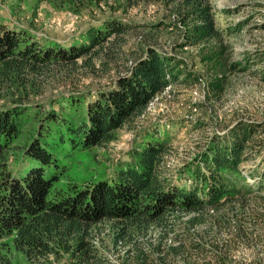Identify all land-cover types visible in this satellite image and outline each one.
Returning <instances> with one entry per match:
<instances>
[{
	"label": "rangeland",
	"instance_id": "1",
	"mask_svg": "<svg viewBox=\"0 0 264 264\" xmlns=\"http://www.w3.org/2000/svg\"><path fill=\"white\" fill-rule=\"evenodd\" d=\"M66 1L0 0V27L65 49L107 20H118L129 31L94 57L50 64L23 86L3 93L0 107L18 103L31 118L39 113L43 117L61 104L67 106L72 97L89 98L111 88L150 47L178 61L185 80L157 95L111 144L84 152L58 150L66 166L58 189L111 175L117 162L149 132L169 137L171 149L163 168L177 182L182 170L214 140L239 128L255 131L254 159L242 165L254 193L233 196L221 207L200 212H174L161 223L134 228L102 223L93 234L95 258L90 264H264V190L256 187L260 178L264 187V0H204L218 35L198 44L190 39L194 19L188 0L142 1L134 6L126 0H75L76 6ZM217 78L223 79L222 91L211 85ZM37 120L28 122L9 150L7 169L18 178L29 170L21 171ZM251 172L260 176L250 179ZM0 251L12 264H29L11 240L0 244ZM45 264L74 261L62 253Z\"/></svg>",
	"mask_w": 264,
	"mask_h": 264
},
{
	"label": "trees",
	"instance_id": "2",
	"mask_svg": "<svg viewBox=\"0 0 264 264\" xmlns=\"http://www.w3.org/2000/svg\"><path fill=\"white\" fill-rule=\"evenodd\" d=\"M126 1L134 6L158 0ZM188 1L194 19L192 43L217 36L210 7L203 6L204 0ZM69 3L76 6L75 0ZM128 31L118 20H107L100 27H90L79 43L65 49L41 45L30 35L0 27V96L23 86L50 64L94 57ZM184 76L178 61L150 47L111 88L89 98L72 97L58 111L31 118L18 103L0 107V244L11 240L29 264H45L62 253L69 254L74 264H90L95 258L93 234L102 223L127 228L161 223L174 212H200L221 207L233 196L254 193L242 170L244 163L254 159L255 131L249 127L214 140L182 170L178 183L163 168L171 149L169 137L149 132L117 162L111 175L84 186L72 183L66 190L57 188L66 174L58 150L84 152L111 144L119 130L142 116L157 95L183 82ZM214 82L211 85L222 91L223 79ZM31 119L39 120L25 148L26 165L21 171L29 170L18 178L7 169L9 150ZM258 175L251 172L250 179ZM262 184L260 178L256 187L264 190ZM0 264H12L1 251Z\"/></svg>",
	"mask_w": 264,
	"mask_h": 264
}]
</instances>
